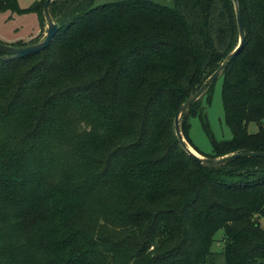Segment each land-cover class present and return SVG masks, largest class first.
<instances>
[{
  "label": "trees",
  "instance_id": "obj_1",
  "mask_svg": "<svg viewBox=\"0 0 264 264\" xmlns=\"http://www.w3.org/2000/svg\"><path fill=\"white\" fill-rule=\"evenodd\" d=\"M44 1L0 0V12L44 23ZM237 1L246 38L218 76L231 139L209 135L200 99L213 83L179 118L209 158L264 152V0ZM48 12L47 48L0 51V264H213L219 230L217 264H264V158L197 163L173 125L238 43L232 0H53ZM196 115L210 153L189 138Z\"/></svg>",
  "mask_w": 264,
  "mask_h": 264
},
{
  "label": "rangeland",
  "instance_id": "obj_2",
  "mask_svg": "<svg viewBox=\"0 0 264 264\" xmlns=\"http://www.w3.org/2000/svg\"><path fill=\"white\" fill-rule=\"evenodd\" d=\"M38 0H17V6L20 9L28 8ZM115 0H95V4H103ZM153 2L168 4L171 0H151ZM46 25L41 22L39 16L34 11L13 12L10 10L0 12V41L5 43L16 44L18 42H28L35 36L41 40L45 34ZM221 84L222 78L218 77L210 89V103H206V95L200 99V106L204 108L203 114L209 126V132L215 140L231 139V131L224 122L223 108L221 102ZM249 133L257 131V125L249 122L247 125ZM188 135L191 142L203 153L211 152L209 135L203 131L199 117L192 116L189 119ZM260 226L264 228V218H260ZM215 241L211 246L214 252L213 264H217L222 259L217 257V252L222 247V231L215 233Z\"/></svg>",
  "mask_w": 264,
  "mask_h": 264
},
{
  "label": "water",
  "instance_id": "obj_3",
  "mask_svg": "<svg viewBox=\"0 0 264 264\" xmlns=\"http://www.w3.org/2000/svg\"><path fill=\"white\" fill-rule=\"evenodd\" d=\"M53 0H45L42 8V16L44 19V23L46 25V31L43 38L35 43L25 45V46H14L9 44H4L0 42V51L8 52L11 55L9 56L10 59H17L21 58L33 53H37L39 51L44 50L49 46L53 37L58 32V25L52 20L49 12L48 7L49 4ZM234 11H235V19L237 25V32H238V43L236 47L229 52L220 65L206 78V80L202 83V85L195 90L192 94L188 96V98L182 102L173 118V125H174V133L175 136L182 147V149L190 155L195 162L197 163H208V164H217L223 163L232 159L242 158V157H259L264 158V152H255V151H244V152H236L233 154L217 157V158H209L204 157L198 154L195 150H193L185 141L181 128L179 118L184 110H186L191 104H193L196 100L200 98V96L205 92V90L217 79L220 73L225 70L228 64L234 59L235 55L240 51L243 46V43L246 38V32L242 24L241 13L238 6L237 0H232Z\"/></svg>",
  "mask_w": 264,
  "mask_h": 264
}]
</instances>
